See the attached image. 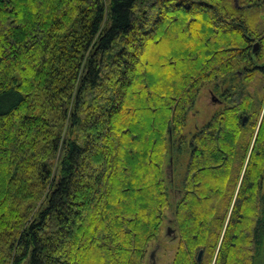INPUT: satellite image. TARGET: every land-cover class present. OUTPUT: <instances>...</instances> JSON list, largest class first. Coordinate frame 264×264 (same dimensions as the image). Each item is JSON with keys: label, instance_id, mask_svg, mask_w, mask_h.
<instances>
[{"label": "trees", "instance_id": "trees-1", "mask_svg": "<svg viewBox=\"0 0 264 264\" xmlns=\"http://www.w3.org/2000/svg\"><path fill=\"white\" fill-rule=\"evenodd\" d=\"M253 10L264 0H0V264H148L166 219L171 264H264ZM207 83L226 104L185 133Z\"/></svg>", "mask_w": 264, "mask_h": 264}, {"label": "rangeland", "instance_id": "rangeland-1", "mask_svg": "<svg viewBox=\"0 0 264 264\" xmlns=\"http://www.w3.org/2000/svg\"><path fill=\"white\" fill-rule=\"evenodd\" d=\"M239 4H242L241 1H239ZM251 13L253 26H261L262 13L264 12L259 13L258 10H253ZM252 77L253 79L245 82V86L247 91L262 102L258 118L259 124L264 116V78L258 73H254ZM225 104L226 102H224L221 95L216 90H213V84H204L198 93L195 106L188 113L185 133H192L202 127ZM188 158L187 153L179 155L177 163L175 164V170H173L172 173L170 172V175H172L171 177L175 174L176 182L180 181L183 174H185ZM168 227H171V224L168 222V219H166L159 239L155 240L149 248L148 264H171L178 246V239L176 236H173L175 234L171 236L166 234Z\"/></svg>", "mask_w": 264, "mask_h": 264}, {"label": "water", "instance_id": "water-1", "mask_svg": "<svg viewBox=\"0 0 264 264\" xmlns=\"http://www.w3.org/2000/svg\"><path fill=\"white\" fill-rule=\"evenodd\" d=\"M235 4L238 5V0H235ZM258 46H259V42L255 43L254 48H253V51H254V52L258 49ZM246 121H247V117L245 116L244 119H243V123H246ZM169 169H170V172L172 173V171H173V162H172V158L170 159ZM171 176H172V175H171ZM166 234H167L168 236H171L172 234H175V230H174L172 227H168V228H167V231H166ZM173 236L175 237V235H173ZM202 252H203V251H200L199 256H198V259L201 258V256H202Z\"/></svg>", "mask_w": 264, "mask_h": 264}]
</instances>
